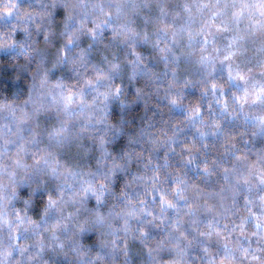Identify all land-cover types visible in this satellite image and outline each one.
I'll return each instance as SVG.
<instances>
[{
	"label": "clouds",
	"instance_id": "1",
	"mask_svg": "<svg viewBox=\"0 0 264 264\" xmlns=\"http://www.w3.org/2000/svg\"><path fill=\"white\" fill-rule=\"evenodd\" d=\"M0 264H264V0H0Z\"/></svg>",
	"mask_w": 264,
	"mask_h": 264
}]
</instances>
